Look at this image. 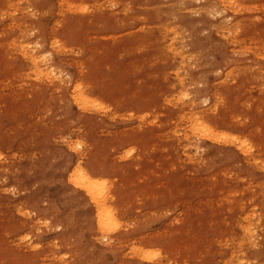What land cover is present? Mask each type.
Instances as JSON below:
<instances>
[{"label":"rangeland","instance_id":"obj_1","mask_svg":"<svg viewBox=\"0 0 264 264\" xmlns=\"http://www.w3.org/2000/svg\"><path fill=\"white\" fill-rule=\"evenodd\" d=\"M237 1L232 18L206 0H0V165L16 166L0 173V264H264V0ZM76 83L108 113L80 110ZM78 139L107 181L109 240L67 182Z\"/></svg>","mask_w":264,"mask_h":264},{"label":"bare ground","instance_id":"obj_2","mask_svg":"<svg viewBox=\"0 0 264 264\" xmlns=\"http://www.w3.org/2000/svg\"><path fill=\"white\" fill-rule=\"evenodd\" d=\"M189 1L192 2V0H182V2L185 3L186 5H188L187 3H190ZM177 2H178V0H175V3H177ZM6 3H7V1H6ZM196 3H198V2H196ZM187 7H189V6H187ZM7 8H8V6H7ZM86 8H87V6L84 8V10H86ZM241 8H244V7H242L237 0H206V3L204 4V6H202V9H204L205 13L211 12L213 9H215V10L222 9V10L226 11L232 18H233V16H236L238 14L239 9H241ZM263 10H262V12H264ZM232 21H233V23L231 26H229L226 29H222L223 35H230V34L234 35L235 32L239 31V29L241 27V23H239V21H237L235 19H233ZM243 26H244V24H243ZM163 28H162L163 30L168 31L165 27H163ZM244 30H246V28H244ZM253 33L256 34V32H253ZM250 35H252V34H250ZM258 37H259V35L257 36V40H258ZM15 38L17 39V37H15ZM144 38L147 40V38L143 36V39ZM221 38H224V37H221ZM226 38L228 40V41L226 40V42L230 48H231L230 44H235L238 41V39L233 38V37H231V39H230V36L226 37ZM143 41H145V40H143ZM153 42H155V41H153ZM151 44H152V42H151ZM149 45H150V43H149ZM236 47H234V48H236ZM18 48H20V47L18 46ZM11 50H12V48H11ZM21 51H22L23 57L30 61L29 64L33 68V72H34L35 76L37 77V80H42L43 78H46V80H48L50 82H55L57 80L58 76L56 74V71L52 68L51 65H48L49 59L46 58L45 55L39 54V52H35L34 48L29 44L24 46V47L22 46ZM172 51H173V48H172ZM263 52H264V44H260L258 47L255 48V55L264 60V57L261 54ZM174 55L176 56V58L180 57V54L178 52H175ZM21 59L23 60V58H21ZM27 60H26V62H27ZM27 66H29V65H27ZM27 66H26V68H27ZM33 72H30L29 74H31ZM11 74H13V73H11ZM80 79H81V76H80ZM14 80H16V79L14 78ZM25 80H26V78H25ZM11 81H13V80H11ZM72 88H73V93L70 96L71 100L73 101V103L75 105H77L79 107L80 110L87 112V113H92V114L93 113L99 114L101 112H107V109H108L107 107H104L102 104L94 101L93 99L88 98L87 96L84 95V93H82V89H83L82 83H79V84L76 83V84L72 85ZM199 119L201 121H203L202 117ZM199 125H201V124H199ZM201 126H202V128L199 129L201 132V137H203L205 139L208 138V140H211L213 143H215L217 141V140H215V136H216L214 133L215 131L211 127H209L208 125L204 124ZM197 127H198V125L193 126L194 129H196ZM220 135L221 136L219 137V139L224 140V142H231V144L233 146L237 147L240 154L242 156H244L246 160H248L251 157V152H249V149L246 148L247 145H250V144L243 137L231 138V136L227 133H222ZM237 143H241L244 145L239 146V145H237ZM83 146H84V143H83V140H81V139H78L75 142H70V144L67 145L69 153L73 152L74 157H75V159H74L75 163L71 167L70 173L67 176V182L71 185V187H73L75 190L80 192L81 195L83 196L84 200H86V202H88L91 205V209L93 212V216L91 218V220H92L91 227H92V231L95 233L97 238L99 240H102V239L109 240L112 229H114V230L117 229L118 223H117L116 218L112 214V210H111L112 207L108 206L107 181L97 178L95 176V174H92L91 172L87 171L85 169V167L82 166L81 160H83L85 153L82 152L79 148L80 147L83 148ZM5 168H8V169L10 168V170H11V168H13L15 170L16 166L13 162L7 160L0 165V173Z\"/></svg>","mask_w":264,"mask_h":264}]
</instances>
